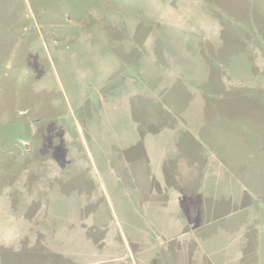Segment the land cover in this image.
<instances>
[{
    "label": "rangeland",
    "instance_id": "374dc122",
    "mask_svg": "<svg viewBox=\"0 0 264 264\" xmlns=\"http://www.w3.org/2000/svg\"><path fill=\"white\" fill-rule=\"evenodd\" d=\"M186 158L200 187L232 163L264 193V0H0V231L26 226L0 264H208L198 240L154 242L193 223L158 180L181 184ZM215 178L203 216L235 210Z\"/></svg>",
    "mask_w": 264,
    "mask_h": 264
},
{
    "label": "crops",
    "instance_id": "0c3cea01",
    "mask_svg": "<svg viewBox=\"0 0 264 264\" xmlns=\"http://www.w3.org/2000/svg\"><path fill=\"white\" fill-rule=\"evenodd\" d=\"M159 138L161 137L159 136ZM152 144L156 149L153 154L152 152L148 153V159L150 160L148 166H156L158 168V166L164 165V156L169 152L163 147V143L158 141L156 138L153 140ZM148 145L150 144L147 143V146ZM185 148L187 149V147ZM172 150L176 152V150ZM153 156L155 159L154 162ZM225 157L228 156L225 154ZM159 162H161V164H158ZM189 162L190 159L186 158V162H184L180 167V170H182V172L180 171L181 184L169 185V183L164 181V175H162L161 172L158 174V180L160 181V186H162L160 189L161 191L163 190L167 193L169 190L170 194L167 195V204L169 207L173 208L176 213H178L179 217L181 215V209L186 215L187 212H191L190 216L185 215V217L191 220L193 219V223L191 225L189 224V229H184L185 225L183 224L182 226V223L186 222L184 221L185 219H181L179 224L178 220H174L171 225L175 229H172L169 233H160L163 238H160L159 233L156 235L154 242L157 243V247L162 248L166 246L168 242L175 240L178 243V248L185 247V249H188V243L190 240L194 239L198 240L200 243L197 245V249L200 250L199 255L208 264H262V261H264L261 257L262 248L259 245V240L257 241L254 237L251 238V229H249V227L259 226L258 221L260 220L261 213L255 210L254 203L258 201L257 198H262L264 194L263 187L259 188V185L255 183H244V180L241 179V175L234 173V171L237 170L239 172H243L246 177L249 175L247 169H240L241 165L238 166L229 163L226 167H224L223 164L217 163V161V164L207 163L200 169V173L198 174L201 175L202 179V186L200 187V184L198 183L199 181L196 180V173L191 174L190 172ZM246 167L248 168L247 165ZM215 171H218L219 176L223 178L222 180L224 181L226 190L229 193L227 198L224 197L223 201L234 203L235 210L230 214L224 213L226 216L220 212H217L214 215L212 213L209 215L204 214L203 216L202 213L204 211H201L203 210V207H194L192 198L196 195L200 199L201 194L202 201L210 203L215 201V198L212 195L213 181L216 179ZM192 187H194L192 191L189 190ZM206 190L209 191L207 195L205 194ZM185 204L186 206L183 208ZM204 209L208 211L206 208ZM212 209L213 208L210 207L209 210L212 211ZM232 214H243V216H232L234 218L233 223L231 221H227L225 226H220L219 223L229 218ZM171 225H169V228ZM195 225H200L201 228H204V237H198L199 235L193 229ZM212 226L214 229H205ZM40 230V234H45L43 229ZM29 231L30 230H27L26 234H30L31 232ZM2 241H4V231H0V242ZM16 244H18V242ZM186 258H188L187 255L185 256V259ZM193 259L194 258L192 257L191 260L193 261Z\"/></svg>",
    "mask_w": 264,
    "mask_h": 264
},
{
    "label": "clouds",
    "instance_id": "9594fccd",
    "mask_svg": "<svg viewBox=\"0 0 264 264\" xmlns=\"http://www.w3.org/2000/svg\"><path fill=\"white\" fill-rule=\"evenodd\" d=\"M14 61L5 64L7 70H13ZM25 223L22 220L10 219L4 226V242L7 244L15 243L25 231Z\"/></svg>",
    "mask_w": 264,
    "mask_h": 264
}]
</instances>
